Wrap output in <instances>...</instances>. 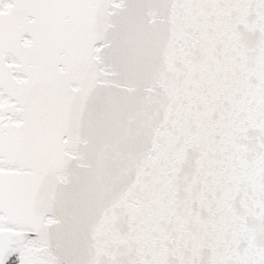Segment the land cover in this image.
Here are the masks:
<instances>
[{
  "label": "snow or ice",
  "instance_id": "6c2138e0",
  "mask_svg": "<svg viewBox=\"0 0 264 264\" xmlns=\"http://www.w3.org/2000/svg\"><path fill=\"white\" fill-rule=\"evenodd\" d=\"M0 264H264V0H0Z\"/></svg>",
  "mask_w": 264,
  "mask_h": 264
}]
</instances>
